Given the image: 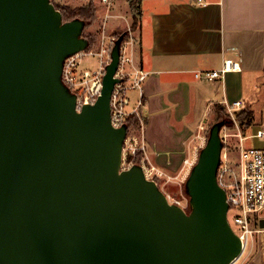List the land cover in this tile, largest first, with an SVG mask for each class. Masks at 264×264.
<instances>
[{"label":"water","instance_id":"water-1","mask_svg":"<svg viewBox=\"0 0 264 264\" xmlns=\"http://www.w3.org/2000/svg\"><path fill=\"white\" fill-rule=\"evenodd\" d=\"M84 29L52 0H0V264H231L243 245L217 179L223 122L186 180L188 213L140 165L120 170L121 38L98 100L77 110L61 74Z\"/></svg>","mask_w":264,"mask_h":264},{"label":"crops","instance_id":"crops-1","mask_svg":"<svg viewBox=\"0 0 264 264\" xmlns=\"http://www.w3.org/2000/svg\"><path fill=\"white\" fill-rule=\"evenodd\" d=\"M95 2L102 17L108 7ZM111 12L108 33L134 26L130 0H113ZM134 28L135 63L150 71L144 113L152 161L178 171L186 157L194 156L201 122L217 104L224 107V100L242 99L253 110L246 135L264 148V134L255 135L264 131V0H141ZM227 58L234 68L224 78L195 76V70L221 68ZM249 246L240 264H264V230Z\"/></svg>","mask_w":264,"mask_h":264},{"label":"built area","instance_id":"built-area-1","mask_svg":"<svg viewBox=\"0 0 264 264\" xmlns=\"http://www.w3.org/2000/svg\"><path fill=\"white\" fill-rule=\"evenodd\" d=\"M102 2L107 5L108 10L101 17L98 47H86L68 55L63 61L61 80L68 91L75 95L78 111L86 105L94 104L102 93L104 75L108 64L112 61L113 47L121 38L119 65L115 73L118 81L115 83L110 101L113 126L127 127L120 170H128L135 165H140L146 178L157 184L164 177L176 178L152 161L148 153L145 139L144 84L150 71L135 63V28L129 25L126 31L119 34L108 33V20L113 16L111 12L113 0H102ZM91 55L98 57V66L82 68L83 59ZM233 68L234 60L227 58L221 68L195 70V76L206 80L222 79ZM133 93L137 94L135 98ZM223 103L228 118L224 120L220 129L223 147L217 179L226 191L229 204L228 221L243 245L242 254L231 263L235 264L248 249L254 234L264 230L260 226L264 216V148L246 144L249 135L243 133L242 124L237 118L238 112L247 107L246 102L238 99L232 102L224 100ZM133 118L137 122H134ZM207 122L205 119L199 126L197 136L199 143L194 148V156L186 157L179 169V173L185 174L187 178L198 162L201 149L208 141ZM263 134L264 131L259 130L255 135ZM166 196L170 203L188 213L191 211L192 207L188 198L172 200L167 194Z\"/></svg>","mask_w":264,"mask_h":264},{"label":"trees","instance_id":"trees-1","mask_svg":"<svg viewBox=\"0 0 264 264\" xmlns=\"http://www.w3.org/2000/svg\"><path fill=\"white\" fill-rule=\"evenodd\" d=\"M131 6L133 8L135 22L134 27H136L138 20L141 15V0H130ZM55 6L61 10L63 14V19L65 21L72 20L75 18H81L85 21V33L89 40V48H94L97 46L99 41V36L97 30L93 29V26L98 21V7L95 0H90L86 4L82 5H72V4H56ZM215 112L216 122H224L225 116L228 118L224 107L217 104L213 110ZM237 118L242 125L251 126L253 123V110L247 106L237 114ZM134 122H137L134 118ZM215 122V123H216ZM212 127V126H211Z\"/></svg>","mask_w":264,"mask_h":264},{"label":"rangeland","instance_id":"rangeland-1","mask_svg":"<svg viewBox=\"0 0 264 264\" xmlns=\"http://www.w3.org/2000/svg\"><path fill=\"white\" fill-rule=\"evenodd\" d=\"M84 1V0H83ZM82 0H79V1H69V0H52L53 3H56V4H72V5H76V4H79L81 2H83ZM98 21H99V25L101 24V17H99L98 15ZM98 24H95V26H93V29L94 30H97ZM86 28V27H85ZM99 34V32H97ZM113 34H119V33H112ZM83 35L86 36V33H85V30L83 32ZM99 43V41H98ZM98 47V44L97 46H95V48ZM98 66V57L94 56V55H91V56H86L83 61H82V65L81 67L82 68H95ZM215 112L213 111L210 116H209V119H208V122H207V133H208V137L210 135V129H211V126L217 121L216 120V117H215ZM225 119H227V117L225 116L224 117ZM242 128H243V133L246 134L247 130H248V126L246 125H242ZM255 138H250L248 139V141H246V144L248 145H258L257 142H255ZM157 165H161L159 164L158 162H156ZM163 166V165H161ZM160 166V167H161ZM163 169H165L168 173L174 175V177L176 178H173V179H169L168 177H164L162 179H160L158 181V184L160 186V188L165 192V194H167L172 200H179V199H185V198H188L190 200V195L188 194L187 192V188H186V180H187V177L185 176V174H180L179 173V170L176 171V170H169L166 166H163L162 167ZM259 225V224H258ZM264 224H260V226L262 228H264L263 226ZM250 246L248 247V249L243 253L245 255L241 256L237 262L235 264H240L241 260L248 255L249 253V250H250Z\"/></svg>","mask_w":264,"mask_h":264}]
</instances>
